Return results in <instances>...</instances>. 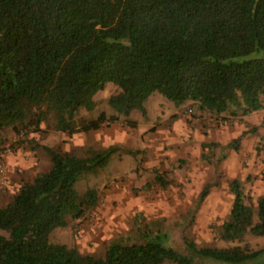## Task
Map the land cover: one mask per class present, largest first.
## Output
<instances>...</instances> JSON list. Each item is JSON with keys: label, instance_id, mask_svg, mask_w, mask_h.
<instances>
[{"label": "trees", "instance_id": "16d2710c", "mask_svg": "<svg viewBox=\"0 0 264 264\" xmlns=\"http://www.w3.org/2000/svg\"><path fill=\"white\" fill-rule=\"evenodd\" d=\"M107 82L118 87L107 99L116 113L75 123ZM153 93L175 105L197 101L216 114L264 109V0H0V132L38 127L47 114L69 134L120 115L135 126L130 112L145 117ZM245 133L227 145L236 149ZM43 148L50 168L0 205V264H264V247L197 246L184 237L179 248L159 224L114 240L101 257L51 243L55 227L95 206L97 191L79 193L74 185L96 175L116 147L85 155ZM228 187L233 200L219 238L264 235V196L254 222L240 181Z\"/></svg>", "mask_w": 264, "mask_h": 264}, {"label": "rangeland", "instance_id": "374dc122", "mask_svg": "<svg viewBox=\"0 0 264 264\" xmlns=\"http://www.w3.org/2000/svg\"><path fill=\"white\" fill-rule=\"evenodd\" d=\"M117 91L115 84L107 82L94 95L92 110L83 107L78 110L75 123L96 118L101 111L107 115L116 113L107 99ZM188 101L175 105L160 93H153L148 101L151 117H144L137 110L130 112L128 118L136 123L135 126L127 124L125 116L120 115L118 121L104 124L97 130L69 134L56 130L53 117L47 114L38 127L30 124L21 128L20 133L11 128L2 130L0 205H5L19 186L30 181L36 173L50 168L51 161L44 146L77 155H85L89 148L115 146L109 162L96 175L86 176L74 185L79 193L94 188L98 194L97 203L83 216L69 218L66 226L55 227L49 234L51 243L73 247L80 254L101 257L114 240L135 235L141 227L144 230L146 226H162L163 230L169 229L171 242L179 248L183 246L181 239L184 237L197 246L263 248L264 235L247 232L241 242L219 238V228L228 217L233 195L227 174L215 180V166L219 173H225L222 159L229 146L221 149L217 145H196L197 134L206 132L218 116L209 109H201L197 101ZM174 111H180L182 122L178 114H172ZM186 126L191 133L188 139L193 141L187 145L178 140L188 130ZM246 127L248 134L254 136L259 127H264V118L257 126L246 124ZM252 145L257 152L258 168L252 179L249 174V179L242 182V191L256 222L257 199L264 196V136H257ZM198 149L199 156L195 155ZM249 159L251 157L242 159L240 165L247 167ZM198 168H202V174L196 180L192 173ZM155 175L161 176L164 184L157 181ZM205 188L206 193L201 195ZM138 215L142 219L137 218ZM0 232L6 234L3 230Z\"/></svg>", "mask_w": 264, "mask_h": 264}, {"label": "crops", "instance_id": "0c3cea01", "mask_svg": "<svg viewBox=\"0 0 264 264\" xmlns=\"http://www.w3.org/2000/svg\"><path fill=\"white\" fill-rule=\"evenodd\" d=\"M150 98V96H149ZM149 98L146 101L145 108L147 110L146 116L149 118L151 117V112L148 108V101ZM190 102V101H186ZM181 111V110H180ZM180 111H174L172 114H178V120L181 122L180 118ZM155 112V111H154ZM157 115V114H156ZM218 116V119L214 122L211 123L210 128L207 129L205 132H201L197 134V146L199 144H204L205 146H210V145H217L220 146L221 149L224 148L230 141L233 139L239 137L243 131H246V133L241 136L239 142L236 145V149L229 146V149L227 151H224L226 153L224 159H222V164H223V169L225 173L223 172H218L215 166V174H216V181H218V178L222 174H227L228 176V181L237 179L240 181L241 185L242 182L245 181L246 179H249V174H252L251 178L252 179L256 175V169L258 168V161L255 160L256 156V151L252 148V143L255 141V138L257 136H264V127H259L257 129V133H255L254 136L251 134H248V127H246V124L248 125H258V123H261L264 118V109L262 110H256L248 114H225V112L216 114ZM260 117V119H259ZM210 119V118H208ZM202 122H205V119H203ZM192 125L189 124L188 127ZM188 129L187 131H184L182 134V137H180L178 140H180L183 144L187 145L190 141L188 138L190 136V130ZM175 128V127H174ZM180 135V134H179ZM200 135V137H199ZM190 144V143H189ZM201 152V151H200ZM199 149L195 152V155L197 153V156H199ZM248 163H250L247 167H242L240 165L242 159H247L250 158ZM196 169V168H194ZM202 168H198L197 172L192 173L193 176L197 177L196 180L200 179V176L202 174L201 171ZM205 171V169H203ZM10 201V200H9ZM8 201V202H9ZM7 202V203H8Z\"/></svg>", "mask_w": 264, "mask_h": 264}, {"label": "built area", "instance_id": "2783aa9c", "mask_svg": "<svg viewBox=\"0 0 264 264\" xmlns=\"http://www.w3.org/2000/svg\"><path fill=\"white\" fill-rule=\"evenodd\" d=\"M0 171H2V170L0 169Z\"/></svg>", "mask_w": 264, "mask_h": 264}]
</instances>
